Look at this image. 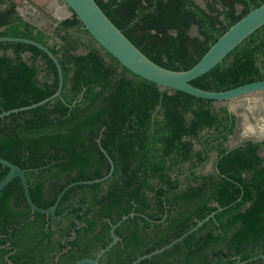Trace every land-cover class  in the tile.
I'll list each match as a JSON object with an SVG mask.
<instances>
[{"label":"trees","instance_id":"1","mask_svg":"<svg viewBox=\"0 0 264 264\" xmlns=\"http://www.w3.org/2000/svg\"><path fill=\"white\" fill-rule=\"evenodd\" d=\"M95 1L146 56L175 70L193 66L230 25L264 2L206 0L202 7L194 0ZM0 3V36L47 45L63 71L61 97L0 117V156L25 169L32 201L51 206L68 183L106 174L109 163L97 139L114 163L107 179L73 185L59 201L55 214L76 203L86 207L78 216L85 222L78 232L88 244L81 248L77 243L81 251H71L66 262L105 247L111 224L124 215L114 228L119 239L101 264H128L214 212L181 241L137 264H264V258L256 257L264 254V157L258 152L264 139L224 145L219 139L232 131V115L213 111L211 99L162 87L131 72L74 13L54 26L61 42L51 44L44 28L18 13L15 0ZM237 4L242 5L238 12ZM194 24L198 36L189 34ZM83 44L87 51L75 52ZM260 79L264 25L190 82L223 90ZM57 85V67L45 51L26 42L0 41V112L40 101ZM195 142L200 148L194 149ZM211 151L213 171L197 173ZM8 171L0 163V180ZM181 175L189 181L185 187ZM10 209H29L39 224L31 227V220L12 219ZM55 223L62 224L60 233L67 230L73 223L71 212L46 219L29 207L19 177L13 178L0 192V264L8 259L24 264L25 259L18 260L20 253L28 264H39L43 258L37 259L42 244L38 240L53 235ZM51 243L52 249L60 246L58 238Z\"/></svg>","mask_w":264,"mask_h":264},{"label":"water","instance_id":"2","mask_svg":"<svg viewBox=\"0 0 264 264\" xmlns=\"http://www.w3.org/2000/svg\"><path fill=\"white\" fill-rule=\"evenodd\" d=\"M65 5L70 9L71 13H74L76 17L81 21L84 28L92 35V37L111 55H113L122 65L128 68L131 72L155 82L162 87H168L171 89H177L186 93L192 94L197 97L211 99V100H229L239 95L257 92L264 90V79L255 80L247 83H243L228 89L223 90H208L193 85L190 81L211 69L214 65L220 62L223 57L231 51L242 40L248 37L256 29L264 25V2L256 7L251 8L246 14L240 17L232 25H230L217 39L213 42L206 52L200 57V59L190 68L175 70L159 65L146 56L125 34L108 18L103 12L100 6L95 0H63ZM57 17V16H56ZM63 17H57L61 20ZM0 41H20L33 44L43 51H45L50 58L54 61L58 70V85L55 92L40 101L34 102L29 105L14 107L8 110L0 112V117L7 115L11 112H17L20 110H28L37 107L41 104L52 100L55 97H61V91L63 87V71L61 64L57 56L51 51V49L34 39L26 37L15 36H0ZM100 150L105 155L109 163V169L106 174L101 177L85 180H77L65 185L60 192L54 203L48 207L37 206L31 199L28 189V183L25 175V169L21 168L17 164L0 156V163L7 166L9 171L0 180V192L2 189L15 177H19L26 201L30 208L36 212L51 215L53 218H59L67 210L63 211L59 215H55V210L59 204V201L64 192L73 185L76 184H90L107 179L113 172L114 163L110 158L107 151L101 146L99 139H97ZM82 211L86 207L82 204ZM220 209V207L218 208ZM211 212L204 219L198 220L195 225L182 233L180 236L174 238L169 243L156 248L150 252L141 254L130 261L128 264H137L145 258H149L154 254L161 253L162 251L170 248L173 244L181 241L190 232L200 226L205 220L213 215ZM130 212L129 215H133ZM128 215H124L117 223L111 224L110 242L103 248H101L96 256L92 259L81 258L74 264H100V257L108 251L117 241L118 237L114 232V228L120 224ZM256 257L264 258V254H259ZM254 257V258H256Z\"/></svg>","mask_w":264,"mask_h":264},{"label":"rangeland","instance_id":"3","mask_svg":"<svg viewBox=\"0 0 264 264\" xmlns=\"http://www.w3.org/2000/svg\"><path fill=\"white\" fill-rule=\"evenodd\" d=\"M15 1L17 2V11L22 17L27 20L29 19L37 26L44 28L49 33V43L53 44L54 42H61L59 33L54 31V26L60 20L52 14V10L47 9L45 4H38L36 0ZM59 2L68 10V13L63 18L70 16L71 11L65 5L63 0H59ZM200 3L206 7V0H201ZM3 5L4 3H0L1 7ZM241 8L242 5L237 4L235 9L238 12ZM189 34L191 36L199 35L198 27L195 24L190 27ZM86 51L87 48L84 44L80 45L75 50L77 53H85ZM105 58L108 60L107 57ZM116 68L119 72L120 66L117 65ZM208 104L211 106L213 111L217 112L219 115L225 117L228 113V115H232L234 118L235 124L232 131L227 134L226 139H219L224 145L234 146L246 139H264V90L239 95L229 100H212ZM224 110H226L227 113ZM206 132L207 131L201 132V134ZM208 132H216V130L210 129ZM198 148H200V144L195 142L194 149ZM258 152L264 157V144L260 145ZM214 161L215 151H211L205 165L196 169L197 173L201 174L213 171ZM187 166L188 163L183 165L184 168ZM181 182L182 187H185L189 183L188 179L184 175H181Z\"/></svg>","mask_w":264,"mask_h":264},{"label":"flooded vegetation","instance_id":"4","mask_svg":"<svg viewBox=\"0 0 264 264\" xmlns=\"http://www.w3.org/2000/svg\"><path fill=\"white\" fill-rule=\"evenodd\" d=\"M80 204L79 203H76L74 205H71L67 208H75V207H78ZM30 207V206H29ZM64 209L63 211L67 210ZM68 209L64 214L68 213V212H71V217L73 218V223L70 224V227H67V230H63L61 233L59 232L60 231V227H62L61 223H55V224H52V228L54 229V234L53 235H50L49 237L47 238H44L43 240H38L40 241L42 244L40 245L41 249L38 251L39 254L37 255V259H41L43 258V260H40L38 261L39 264H74L76 261H78L79 259L81 258H94L97 254V252L100 250H98L93 256H86V255H78L77 257H72V261L70 260L69 262H66V259H68L70 256H72L73 254H71V251H75V253H79L77 251H81L80 249H77V245H81V248L84 247V245H87L88 242H84L82 243V239L79 238V232L78 230L79 229H83L84 226H85V222L82 220V219H79V215H82L86 209L84 211H82V209ZM11 211L8 212L7 214L12 217V219L14 218V220H19L20 222L24 223L25 221H32L31 223V227L33 226H36L38 225L39 223L35 221V217L34 215L31 214L30 210L29 209H10ZM19 211H22V213H19ZM63 211H61L60 213L58 214H55V215H59L61 214ZM56 212V210H55ZM63 214V215H64ZM63 215H61L59 218H53L50 214L49 215H46L45 214V217L46 219H48V217H52V219H60ZM46 225H48V222H46ZM56 238L59 239L60 241V246H55V249H52L51 246H52V243L51 241L55 240L56 241ZM37 241V242H38ZM46 243H48V245H46ZM78 243V244H77ZM35 244V243H33ZM32 245V244H31ZM8 247H10V245H7ZM55 250V251H54ZM16 250L13 249L12 251L8 252L7 254H11L13 252H15ZM43 252V254H41ZM7 254L4 255V257L7 259ZM105 254V253H104ZM103 254V255H104ZM24 254L23 253H20L18 256V260L19 261H22L25 259V262H23L24 264H28L29 263V260H26V258L23 256ZM102 255V256H103ZM101 256V257H102ZM100 257V259H101ZM100 259H99V263L101 264L100 262ZM47 262V263H46ZM4 264H15V263H12L9 259L6 263Z\"/></svg>","mask_w":264,"mask_h":264},{"label":"crops","instance_id":"5","mask_svg":"<svg viewBox=\"0 0 264 264\" xmlns=\"http://www.w3.org/2000/svg\"><path fill=\"white\" fill-rule=\"evenodd\" d=\"M37 1V3L38 4H40V5H42V4H45V6L47 7V9H49V10H52V14L56 17H60V16H58V15H56L55 13H56V8H57V6L59 7H63L61 4H60V2H59V0H36ZM197 4H199L200 6H202V7H204L201 3H200V1L201 0H194ZM55 9V10H54ZM64 17V16H63ZM25 19V18H24ZM27 20V19H26ZM29 20V19H28ZM30 21V20H29Z\"/></svg>","mask_w":264,"mask_h":264},{"label":"bare ground","instance_id":"6","mask_svg":"<svg viewBox=\"0 0 264 264\" xmlns=\"http://www.w3.org/2000/svg\"><path fill=\"white\" fill-rule=\"evenodd\" d=\"M55 10V9H54ZM68 13V10L63 6V7H58L56 8V15L63 17Z\"/></svg>","mask_w":264,"mask_h":264}]
</instances>
